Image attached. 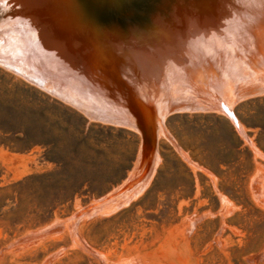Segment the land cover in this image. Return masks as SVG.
<instances>
[{"label":"rangeland","instance_id":"obj_1","mask_svg":"<svg viewBox=\"0 0 264 264\" xmlns=\"http://www.w3.org/2000/svg\"><path fill=\"white\" fill-rule=\"evenodd\" d=\"M18 1L0 0V264H264V92L229 105L236 124L225 112L193 109L178 90L176 101L185 99L169 114L162 100L168 93L177 107L178 85L156 86L160 73L152 72L159 78L149 87L158 94L149 101L161 111L148 107L156 113L152 171L114 195L135 174L140 136L90 120L69 105L76 98L64 102L49 92L58 87L104 105L65 63L57 68L30 53L32 34L17 28L26 20L15 22ZM189 1L153 0L145 22L119 24L107 12L96 20L81 3L59 0L69 13L96 20L84 26L122 38L160 32L179 11L188 16L201 6ZM37 5L32 12L41 14ZM234 53L209 57L206 82L247 57Z\"/></svg>","mask_w":264,"mask_h":264},{"label":"bare ground","instance_id":"obj_2","mask_svg":"<svg viewBox=\"0 0 264 264\" xmlns=\"http://www.w3.org/2000/svg\"><path fill=\"white\" fill-rule=\"evenodd\" d=\"M15 4V8H19L15 13L17 15L15 22L26 20L25 25L17 28H20V32H24L22 28H26L27 36L29 34L33 36L29 40L32 44L30 53L36 55L40 61L52 62L53 66L57 68H65V63L69 73H72L76 80L78 71L75 69L77 61L74 53L82 55L88 63H94L91 64L92 66L100 60L115 71L117 68L122 69L128 76L125 79L126 84L130 88H134L135 91L138 87L139 93L144 94L145 92V96L150 100L158 94L156 90L151 92L150 88L152 87H149L150 84L152 86L155 83L156 75H159L158 73L154 75L152 72H159L161 80L159 79L160 82L156 81L155 85L177 84L178 86L173 85L178 87L173 89L174 93L175 90L180 91V96L189 100L188 105H195L194 108L192 107L193 109L207 110L206 108H209L228 114L229 105L236 99H242L246 97L244 96L246 93L251 94L254 93L253 91L264 92V65H262V61H264L262 60L264 57V0H201V6L194 10L191 9L192 13L188 16L181 15L179 11L177 15L180 16L175 18L171 24L169 22L170 25L159 30L160 32H142L140 36H133L135 38L123 35L124 39L119 35L121 33L114 32V30L99 31L96 27V29H91L90 25L84 26L85 19V21L89 19L92 22H96V20L91 17L88 19L81 17L78 12L75 15L69 13L59 0H20ZM35 4H38L39 8L41 7V9L36 7L42 11L41 14L32 12ZM150 9H154V7ZM181 10L183 12L184 8ZM184 11L186 12V10ZM62 20L65 22L63 23ZM81 24L82 27H80ZM128 32L130 34V31ZM22 37L26 38L25 34L22 33ZM26 46L29 47V42ZM224 51L226 53L235 51V56L237 52H243L247 57L245 60L243 58V62H241L242 60L239 59L241 56H239L237 61H233L234 65L232 63L230 68L224 67L225 70L220 73L219 79L215 78L217 81L214 79L215 81L211 80L212 83L206 82L208 78L204 73L211 71L209 67H206L209 57L218 58L223 55ZM231 54L233 53L231 52ZM234 59L236 58L234 57ZM238 62L244 65H239ZM250 64L253 66L250 67ZM214 68L216 69L215 66L211 69L214 70ZM21 73L41 85L23 69ZM243 81L246 86L237 87ZM138 83L142 87H139ZM187 84L188 88L187 86L186 88L182 87ZM163 86L161 90H164ZM245 88L250 89L245 90ZM88 89L91 90L90 85H88ZM177 94L174 95L173 103L177 100ZM166 95L168 97V93ZM203 95L214 96L217 99L212 101L210 97L206 96V101L199 100L197 102L196 100L201 99ZM180 96L178 101L181 102L185 98L181 99ZM217 96L222 98L218 99ZM159 98L165 97L159 96ZM223 98L226 99L224 102ZM152 102L150 101V103ZM179 103L176 101L175 104ZM176 106L178 108L180 104ZM152 109L159 110L156 104ZM165 110L168 109L164 108Z\"/></svg>","mask_w":264,"mask_h":264},{"label":"water","instance_id":"obj_3","mask_svg":"<svg viewBox=\"0 0 264 264\" xmlns=\"http://www.w3.org/2000/svg\"><path fill=\"white\" fill-rule=\"evenodd\" d=\"M77 5L80 3L83 5L82 10L87 16H92L98 20L100 18L99 13H109L105 15L110 21L118 22L122 24L127 21L134 22L135 24H142L145 22L142 20L144 13H146L149 4L153 0H74ZM107 10V11H106ZM98 13V14H97ZM104 16V15H103ZM108 16V17H107ZM103 20V19H102ZM101 20V21H102ZM100 21V20H99ZM77 61L75 69L78 71L76 76L80 84L85 81L86 84L91 86L90 93L98 94V103L104 105H98L96 103L87 102L83 98H78L74 94L68 93L65 90L55 87L56 91L50 90L49 92L63 101L64 97L76 98L77 104L70 103L72 107L84 114L88 119L96 122H104L110 125L119 126L122 128H131L136 131L140 136V150L137 157L136 165L134 167L135 174L129 177L125 184L114 195L121 194L124 191L132 190L146 180L148 175L151 174L153 161L156 151V136L154 135V129L152 121H156V118L152 116L149 106L153 108V103H150V99L144 94L139 93L137 90H133L126 84L125 79L128 78L122 69L113 70L108 67L106 63L99 62L94 63L87 62L82 55L73 54ZM259 55V54H258ZM93 68V69H91ZM120 68V67H119ZM92 74V75H90ZM82 76V77H81ZM36 85L42 87L38 83ZM139 87H142L138 83ZM50 88V87H49ZM87 89V88H86ZM250 88H245V90ZM88 90V89H87ZM90 90V89H89ZM145 90V89H144ZM253 90V88H252ZM244 95L247 97L256 96L259 92ZM74 93V92H73ZM86 93V92H85ZM87 94V93H86ZM67 99V98H66ZM64 99V102H66ZM204 101V100H203ZM146 102V103H145ZM148 102V103H147ZM166 109H169V114L178 112L173 104H169V98L166 97L162 101ZM148 105V106H147ZM188 106V105H187ZM180 108V107H178ZM230 120L236 124V119L233 114H227ZM135 165V166H136ZM149 172V174H148ZM91 208V207H90Z\"/></svg>","mask_w":264,"mask_h":264}]
</instances>
